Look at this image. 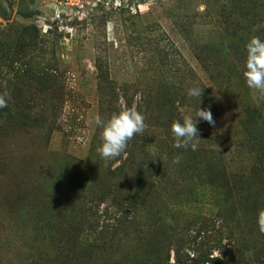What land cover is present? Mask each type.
I'll use <instances>...</instances> for the list:
<instances>
[{
	"label": "rangeland",
	"instance_id": "1",
	"mask_svg": "<svg viewBox=\"0 0 264 264\" xmlns=\"http://www.w3.org/2000/svg\"><path fill=\"white\" fill-rule=\"evenodd\" d=\"M252 36L264 0H0V264H264ZM131 107L144 133L101 159L96 117Z\"/></svg>",
	"mask_w": 264,
	"mask_h": 264
},
{
	"label": "clouds",
	"instance_id": "2",
	"mask_svg": "<svg viewBox=\"0 0 264 264\" xmlns=\"http://www.w3.org/2000/svg\"><path fill=\"white\" fill-rule=\"evenodd\" d=\"M258 30V28H257ZM247 59L245 63L244 77L250 89L264 93V39L259 36H252L245 44ZM204 88L198 86L187 89L189 98L200 100ZM7 92L0 95V109L7 107L5 97ZM196 122L191 116H184L181 120H174L171 124V134L174 140L173 147L187 150L189 147L193 151L197 148L195 138L199 135L197 123L200 119L214 125L210 108H201L195 113ZM96 125L100 129L99 138L101 143L97 146L96 152L105 161L113 160L125 152L129 141L135 135L143 134L145 131V117L142 112L135 107L121 108L114 112L107 120L97 116ZM178 158H177V161ZM171 222L170 220L168 221ZM256 223L260 233L264 234V208H260L256 214Z\"/></svg>",
	"mask_w": 264,
	"mask_h": 264
}]
</instances>
